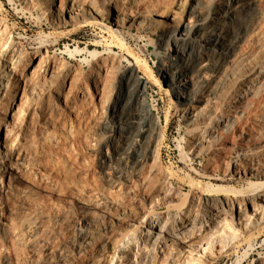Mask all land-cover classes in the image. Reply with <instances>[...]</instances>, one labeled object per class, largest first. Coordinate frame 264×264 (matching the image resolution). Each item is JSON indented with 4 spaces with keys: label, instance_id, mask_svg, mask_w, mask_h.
I'll list each match as a JSON object with an SVG mask.
<instances>
[{
    "label": "bare ground",
    "instance_id": "6f19581e",
    "mask_svg": "<svg viewBox=\"0 0 264 264\" xmlns=\"http://www.w3.org/2000/svg\"><path fill=\"white\" fill-rule=\"evenodd\" d=\"M20 1L55 32H99L22 60L0 21V264H193L242 232L232 250L249 247L264 223V0ZM143 36L149 57L131 48ZM149 82L166 86L164 118ZM173 104L179 154L195 173L206 157L215 195L160 167Z\"/></svg>",
    "mask_w": 264,
    "mask_h": 264
},
{
    "label": "rangeland",
    "instance_id": "374dc122",
    "mask_svg": "<svg viewBox=\"0 0 264 264\" xmlns=\"http://www.w3.org/2000/svg\"><path fill=\"white\" fill-rule=\"evenodd\" d=\"M22 6H24V3H22L20 0H0V21L1 23L6 24L8 28V40L5 38V41H7L6 45L9 46L11 44L10 46H12L13 43L21 44L23 46V49L20 52V57L22 60L26 57H31L37 52L38 49L43 48L45 45H50L51 53H55L54 51L57 47H55L54 45L57 41H59L58 48H62L66 43L76 41H81L84 43L92 41L95 37V34L99 32V29L92 25L82 26L78 30L72 32H61V30L55 32L53 31V29L47 26L45 22V16H43L38 10L30 12L27 8H25V11L29 12L23 13V11L20 9V7ZM154 40L155 38L153 36H143L138 37L136 39L130 38L131 48L133 49L136 55L140 57H149L148 52H145L144 48L146 47L151 49L154 44ZM153 64L154 63L151 60V65L153 66ZM20 76V74L16 75V77H18L19 79L21 78ZM162 84L164 86L161 89L159 85L154 84L153 82H149L151 92L155 95L156 98H159L160 100V105L163 111L162 114L164 118V113L172 103L169 96L165 92L166 86L164 82H162ZM15 87L16 85L12 86L13 89H16ZM21 91L22 90H20L19 96H21ZM91 91L92 90L90 86V92ZM4 94L5 92L3 91L0 95V99L2 98V102L3 100L5 101ZM173 106L174 107L171 108L168 137L163 145V155L160 160V167L163 171L168 174L170 181L173 182L174 185L178 187L180 186L183 192L190 191L191 186L189 185V183L191 180H193L196 185L192 187V189L197 190L203 187L202 191L206 195H215L213 194V192H209L204 189V185H206V183L209 184L212 182L206 177V175H209L210 173L204 166V163H206V157L203 155L198 157H192L191 163L198 171V173H195L189 170V160L183 159L179 154L180 143L175 140V137L177 135L178 125L181 123V115L180 112L177 110V105L173 104ZM2 111L0 112V115L2 114ZM220 176H223V174H220ZM235 181L236 187L240 188L241 191H244H240L242 194L256 192L247 189L244 186L242 179L235 178ZM245 188L247 189V191H245ZM261 209V207L256 209V213H254L253 216L257 217V215H259V213L261 212ZM262 224L263 225L260 224L252 230L253 236L249 247L244 242L245 244H243L239 252L232 250V247L235 245V243H237L241 238H244V234L242 232L241 236H238L236 240H226V248L229 254L224 252L222 256L217 259L215 254H211L207 244H204L202 247L197 248L199 251L198 253L196 251H193L191 253L192 256L195 257L193 264H206V261L209 260L208 256L210 254L216 259L214 261V264H245L251 263L253 258L258 256L264 258V223ZM71 229L72 230L70 231L69 229L67 233L68 236H70V238L72 239L76 236V233L73 228ZM218 244V242L214 243L212 251H215V248ZM244 250L247 252L246 254ZM186 255L187 253L185 254V256ZM196 258H198L199 261L196 260Z\"/></svg>",
    "mask_w": 264,
    "mask_h": 264
}]
</instances>
